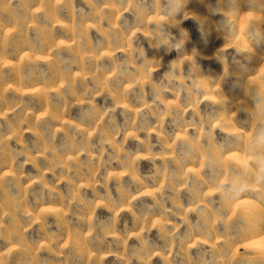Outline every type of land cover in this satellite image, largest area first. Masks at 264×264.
<instances>
[{
    "label": "rangeland",
    "instance_id": "rangeland-1",
    "mask_svg": "<svg viewBox=\"0 0 264 264\" xmlns=\"http://www.w3.org/2000/svg\"><path fill=\"white\" fill-rule=\"evenodd\" d=\"M173 7L0 0V264H264V180L242 155L264 146V0ZM169 32L180 57L155 48ZM141 46L153 81L183 64L203 103L140 111L176 85Z\"/></svg>",
    "mask_w": 264,
    "mask_h": 264
},
{
    "label": "clouds",
    "instance_id": "clouds-1",
    "mask_svg": "<svg viewBox=\"0 0 264 264\" xmlns=\"http://www.w3.org/2000/svg\"><path fill=\"white\" fill-rule=\"evenodd\" d=\"M254 0H250V4H252ZM187 3V0H174V7L172 9L173 15L179 13L183 17L185 16V5ZM216 11V10H213ZM155 19L158 21L159 24H164L165 22L168 21L169 17L165 15H160L158 17H155ZM222 23L226 24L225 32L226 35H231L233 34V30L231 29V26L227 24L226 20L222 21ZM187 39V35L185 36L184 32H181V38L179 39V43L173 44L171 46L169 45V40H177L175 36H173L170 32L169 35L164 38L163 40H160L158 43H156L155 48L159 49L160 45H164V50L166 52L175 50L178 53V57L182 56L181 54V46H184L185 41ZM226 58V57H225ZM137 59L140 61L139 68L141 70L147 69V75L150 76L152 82L157 85L159 84L160 81L168 80V81H175L176 85L175 87H164L161 91L159 92H154L153 95V100L151 102L147 101V97L145 95L144 97V104L143 108L140 109V111H143L144 108L151 109L153 107H156L157 110L159 109V103H163L164 98L166 97L167 94H170L172 92H175L176 97L179 99L181 96H183L186 92L190 95H193V99L196 101V104L203 103L204 97H200L198 100H196L195 95L193 94L192 90L197 89V90H203V84L196 78V74L192 75V77L189 79L186 77V73L184 71V65L183 64H176L174 61H172L169 66L167 71H165L160 78L159 81H153V73L158 71L161 67V63L159 61L158 66H153L151 68H148L147 61L150 59L147 58L143 46L140 48V53L139 57ZM155 61V60H153ZM192 69L189 68L187 73H191ZM135 86V81L133 84H129L128 87L131 89L132 87ZM154 91V89H153ZM195 106V105H193ZM190 109V108H189ZM186 115V113H185ZM169 116L168 111H163L162 119H166ZM220 127V121L216 120L213 121L211 124V128L209 131L211 133H214L218 128ZM191 130V128H188ZM203 134L202 129H201V135ZM249 144L253 145L254 144V136H251L249 139ZM245 161L247 162L248 166L251 167L252 165H255V183L251 186L253 190H260L258 188V185L262 180H264V146H260L259 152L251 151V150H246L244 153H242ZM139 159V157H137ZM226 183V180L221 179L219 184L217 185L216 189L211 192L213 196L219 194V192L222 190L224 184Z\"/></svg>",
    "mask_w": 264,
    "mask_h": 264
}]
</instances>
